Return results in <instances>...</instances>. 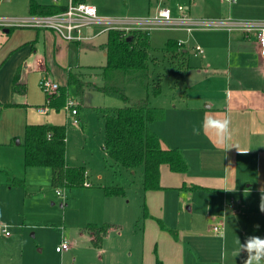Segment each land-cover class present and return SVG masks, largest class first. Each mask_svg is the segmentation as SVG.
Instances as JSON below:
<instances>
[{
	"label": "crops",
	"instance_id": "1",
	"mask_svg": "<svg viewBox=\"0 0 264 264\" xmlns=\"http://www.w3.org/2000/svg\"><path fill=\"white\" fill-rule=\"evenodd\" d=\"M32 1L58 5L68 2L31 0L30 4ZM256 1L264 19V0ZM160 4L158 2L156 9ZM29 14H32L30 6ZM1 27L5 28L0 30V145L22 146L27 124H62L54 119L55 114L66 112L65 107L58 111L47 106L46 92L41 102L29 101L30 76L36 74L39 83L49 78L62 86L67 84L69 70L81 71L87 75V80L102 85L100 67L104 64L85 65L88 63L83 55L98 46L106 58L101 45L107 37L97 41L107 32L89 40L67 41L51 29ZM97 30L89 28L85 33L94 34ZM224 31L228 33L226 50L208 47V51L202 48V53L197 52L204 56L202 69L197 70L201 78L200 83H195L196 90L165 108V117L151 124L162 138V146L179 148L189 167L180 172L163 163L160 166L161 187L155 190L143 187L141 256L129 264H157L158 260L162 264H244L246 252L233 256L239 249L237 241L244 243L248 236L264 238V211L260 207L264 198V56L255 34L252 37L251 33L244 32V38L232 34L233 31ZM183 51L187 52L183 57L189 63V53L194 49L189 51L183 42ZM224 59L227 64L223 63ZM17 73L19 86L14 90ZM98 77L100 84L96 81ZM32 106L39 111L46 108V112L40 111V119L28 115L20 117L17 124H11L16 111L29 110ZM66 114L71 116L68 111ZM206 115L231 118V144L238 149L216 146L203 132L193 135V127L199 128ZM8 174L9 182L10 177L22 179L11 172ZM3 225L0 223L1 229ZM215 225H220L221 230L216 231ZM85 228L92 240V234ZM107 234L103 239L108 238ZM222 252L226 254L224 261H221Z\"/></svg>",
	"mask_w": 264,
	"mask_h": 264
},
{
	"label": "rangeland",
	"instance_id": "2",
	"mask_svg": "<svg viewBox=\"0 0 264 264\" xmlns=\"http://www.w3.org/2000/svg\"><path fill=\"white\" fill-rule=\"evenodd\" d=\"M30 1L0 0V30L5 28L2 25L15 23L18 18L28 15ZM89 2L98 8L100 17L111 19L115 26H123L120 29L127 34L136 30H151L154 61L149 64L150 84L127 83L126 95L131 99L148 97L153 105L165 108L185 99L187 94L196 90L195 83H200L201 75L197 70L202 69L204 55L195 52L198 47L204 51H208V47L226 50L228 33L214 28L189 31L181 24H177L175 29L137 27L142 21L153 19L160 9L168 7L174 17L184 14L208 20L263 19L262 9L256 0H238L232 5L223 0ZM158 2L161 4L156 9ZM180 5L184 7L183 13L178 10ZM250 33L251 36L254 34ZM232 34L246 38L242 30H233ZM106 37L107 34L102 35L97 42ZM170 37L183 41L189 51L194 49L188 57L190 69L185 71L186 59L182 55L177 59L172 58L170 53L165 55L162 48ZM249 48L250 45L244 49L247 51ZM87 51L83 55L88 63L85 65L105 64V55L98 46L95 50ZM223 63L227 64V60L224 59ZM96 81L101 83L99 77ZM156 83L160 85L159 93L155 92ZM39 84L36 74L30 76L28 99L33 103L45 98V91ZM69 90V98L75 96L74 107L78 109L76 117H79V123L73 121L74 116L66 114V106V112H57L54 119L67 125V162L72 166H86V181L90 186L69 188L62 184L56 185L50 168L26 167L22 146L0 145V223L10 231V235H7L0 227V264H129L135 263L141 256L142 170L139 168L133 174L131 170L117 164L103 148V109L120 107L124 101L90 88L84 95V106H80L74 86H70ZM16 112L11 124H17L20 117L27 118L28 115L30 118H41V112L35 106ZM19 136L22 138V135ZM8 172L24 179L25 185L10 186ZM105 186H123L124 194H108ZM57 189L65 191V195H58ZM89 222L109 224L108 238L103 239L100 245L95 244L84 230ZM64 240L70 243V249L58 252L56 247Z\"/></svg>",
	"mask_w": 264,
	"mask_h": 264
},
{
	"label": "trees",
	"instance_id": "3",
	"mask_svg": "<svg viewBox=\"0 0 264 264\" xmlns=\"http://www.w3.org/2000/svg\"><path fill=\"white\" fill-rule=\"evenodd\" d=\"M80 2L85 0H73ZM66 5L39 4L32 1V14H51L65 11ZM150 30H136L127 34L125 30L111 29L107 32L106 42L101 47L106 51V63L100 67L102 85L87 80L81 71L69 70L67 84L47 94V106L61 110L67 104L69 87L74 86L80 106L87 88L101 90L109 96L122 98L124 104L117 108L103 109L105 116V143L107 154L119 165L128 170H142V184L145 190L159 189L160 166L170 165L174 171L185 172L188 163L179 148H164L162 138L151 124L166 115L163 106L153 105L149 98L131 99L126 95V84L149 82V64L154 61L150 40ZM131 38V39H129ZM172 58L185 56L183 42L168 39L162 48ZM190 67L186 61L185 71ZM19 73L14 80V90H18ZM25 88V86L23 85ZM155 92H160V85L155 84ZM66 124L29 123L25 128L24 162L26 167H48L52 170L53 181L69 188L90 186L86 184L87 168L83 165L72 166L66 160ZM24 180L10 177L9 184L24 185ZM108 194H124V187H104ZM92 234V240L100 245L106 235L109 224L90 223L85 228ZM157 264H162L159 260Z\"/></svg>",
	"mask_w": 264,
	"mask_h": 264
},
{
	"label": "built area",
	"instance_id": "4",
	"mask_svg": "<svg viewBox=\"0 0 264 264\" xmlns=\"http://www.w3.org/2000/svg\"><path fill=\"white\" fill-rule=\"evenodd\" d=\"M223 1L231 5L236 0ZM66 6L67 9L65 11L51 14H29L27 16L18 18L17 22L15 23H6L3 26H31L51 29L55 31L61 38L67 41L89 40L101 33L108 32L111 29L124 28L123 26H115L111 19L100 17L97 7L89 2H74L73 0H68ZM178 10L183 13L184 7L180 5L178 7ZM177 24H181V26L188 29L189 31L195 28H214L227 30L229 32L233 30H242L248 33L253 32L256 35L260 53L262 54V56H264V19L240 21L233 20L231 18H219L208 20L204 18L190 17L184 14L179 17H174L172 14V10L168 7L160 9L153 19L144 20L137 27L154 26L153 28H164L168 26L177 27ZM86 28H98V30L94 34H86ZM196 52L202 53L203 49L198 47ZM40 85L47 94L56 91L60 87V84L58 82L49 78H44L43 80H41ZM74 104L75 99L73 97H70L67 100L66 108L68 109V113L71 116H74L73 121L75 123H79V117H76L78 115V109L74 107ZM40 111L46 112V108H40ZM86 184H88V182ZM57 194L62 197L63 195H65L63 190L60 189H57ZM221 228L222 227L220 225L214 226V229L216 231H220ZM2 231H4L7 235L10 234V231L5 225H3L2 227ZM68 249H70V243L66 240H64L56 247V250L58 252H63Z\"/></svg>",
	"mask_w": 264,
	"mask_h": 264
},
{
	"label": "clouds",
	"instance_id": "5",
	"mask_svg": "<svg viewBox=\"0 0 264 264\" xmlns=\"http://www.w3.org/2000/svg\"><path fill=\"white\" fill-rule=\"evenodd\" d=\"M231 123V118L227 115L223 117L206 115L199 128L193 127V135H199L203 132L216 146L225 147L226 149L237 148V146L231 144ZM260 207L261 211H264V198H262ZM221 237H223V233H221ZM237 243L239 244V249L233 252L234 257L239 255L241 251H244L247 253L244 264H264V238L260 236H248L244 243H241L240 240ZM225 259L226 254L222 252L221 261Z\"/></svg>",
	"mask_w": 264,
	"mask_h": 264
},
{
	"label": "water",
	"instance_id": "6",
	"mask_svg": "<svg viewBox=\"0 0 264 264\" xmlns=\"http://www.w3.org/2000/svg\"><path fill=\"white\" fill-rule=\"evenodd\" d=\"M129 39H131V38H129Z\"/></svg>",
	"mask_w": 264,
	"mask_h": 264
}]
</instances>
